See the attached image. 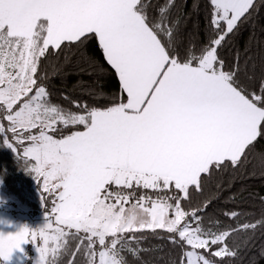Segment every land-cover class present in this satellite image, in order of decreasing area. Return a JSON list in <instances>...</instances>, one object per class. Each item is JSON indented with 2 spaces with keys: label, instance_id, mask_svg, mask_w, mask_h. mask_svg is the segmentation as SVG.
<instances>
[{
  "label": "snow or ice",
  "instance_id": "1",
  "mask_svg": "<svg viewBox=\"0 0 264 264\" xmlns=\"http://www.w3.org/2000/svg\"><path fill=\"white\" fill-rule=\"evenodd\" d=\"M258 3L205 0L208 38L184 44L171 16L176 0L154 14L151 0H0V144L23 158L52 201L42 228L0 234V260L32 243L38 264H57L75 241L68 264L77 253L84 264H136L146 233L173 247L171 264L237 257L230 236L264 220L217 232L203 223L209 204L189 211L184 202L264 138V77L259 94L249 91L239 58L226 68L220 56ZM61 56L56 75L73 62L89 75L110 70L118 97L105 99L101 86L89 89L93 104L53 103L42 65Z\"/></svg>",
  "mask_w": 264,
  "mask_h": 264
},
{
  "label": "trees",
  "instance_id": "2",
  "mask_svg": "<svg viewBox=\"0 0 264 264\" xmlns=\"http://www.w3.org/2000/svg\"><path fill=\"white\" fill-rule=\"evenodd\" d=\"M163 2L164 0H151L150 14H154L157 6ZM171 16L179 21V40L182 43L192 41L200 44L207 40L209 30L205 0H176V6L171 9ZM87 49L99 63L100 52L94 40L87 43ZM220 56L225 60L226 68L233 67L238 57L241 85L249 91L260 93L259 84L264 77V7H260L258 3L257 12L247 23L241 25L236 34L229 37L220 49ZM63 64L64 57L61 56L50 57L42 65V69L49 71L50 78L45 83L53 103L70 108L71 104L64 99V96H68L69 99H77L82 104H93L95 100L89 94V89L101 86L105 99L118 97L119 83L110 70L89 75L81 72L80 66L73 62L63 73L56 75L54 66ZM259 152H264V138L259 140L255 151L250 152L239 167L214 170L210 177H206L202 183V191H192L191 199L184 202L185 209L190 211L209 204L207 212L202 213L203 223L205 227L217 232L235 228L242 223L264 220V161L259 158ZM0 181L7 197L17 198L22 202L26 201V196H33L38 200L43 199L46 212L51 209L52 201L49 196L44 197L43 185L39 179L27 171L23 158L19 159L17 153L2 144ZM35 200L29 201V204L37 208ZM9 201L10 205L15 207V201ZM228 212H236L238 216L229 219L225 215ZM6 215L9 218L15 217L13 213L7 212ZM145 235L147 239L143 241L144 251L136 264H171L176 251L168 241L150 233ZM163 235L161 233V236ZM75 244V241L70 243L68 251L57 258V264H68ZM227 244L230 248L237 249L239 254L235 258H225L222 264H264V256L261 255V250L264 249V226L257 227L254 232L233 233ZM32 256L30 243L26 244L25 261L21 264H32ZM84 259L82 253H77L75 264H84Z\"/></svg>",
  "mask_w": 264,
  "mask_h": 264
},
{
  "label": "rangeland",
  "instance_id": "3",
  "mask_svg": "<svg viewBox=\"0 0 264 264\" xmlns=\"http://www.w3.org/2000/svg\"><path fill=\"white\" fill-rule=\"evenodd\" d=\"M0 199H5V201H7L8 203H5L4 205H2L0 208L4 210L5 215L6 213H13L15 214V217L13 218H9L6 215V219H11V220H15L16 222H19L21 224V227H26L27 229L31 230V231H35L37 229H40L43 227L44 223H45V218L48 212H50V210L48 212L45 211V204L43 199L38 200V198H33V196H26V201H19L17 198H13V197H7L5 195V197L3 198V194L1 193V190L4 192L3 190V186L2 183L0 181ZM44 197H48V194L45 193ZM9 200H13L15 201L14 205L15 207L11 206L9 202ZM37 205V208H34L33 206H30L29 201L34 202ZM46 200V199H45ZM49 200L51 201V197H49ZM29 244V243H28ZM31 246V250L33 252V262L32 264H38V252L36 251V247H38L39 245L34 246L32 243H30ZM22 249H21V259H20V264L25 261L24 255H25V248H26V244L21 245ZM12 256V257H11ZM10 258H9V262H11L13 259H15L16 261L18 260V257H16L14 254H11Z\"/></svg>",
  "mask_w": 264,
  "mask_h": 264
},
{
  "label": "crops",
  "instance_id": "4",
  "mask_svg": "<svg viewBox=\"0 0 264 264\" xmlns=\"http://www.w3.org/2000/svg\"><path fill=\"white\" fill-rule=\"evenodd\" d=\"M1 193L3 194L2 196L4 198L6 194L2 190H1ZM5 202H6L5 199H0V207L2 205H4ZM21 228L22 227H21V224L19 222H16L15 220H11L8 218L6 219L4 210L0 208V234H3V235L15 234ZM21 249H22V247H21ZM13 254L16 257H18L17 261L15 259H13L11 262H9V261L5 262L3 260H0V263L1 264H20L21 250H14L12 255Z\"/></svg>",
  "mask_w": 264,
  "mask_h": 264
}]
</instances>
